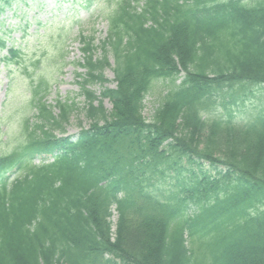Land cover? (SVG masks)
<instances>
[{"label":"trees","instance_id":"obj_1","mask_svg":"<svg viewBox=\"0 0 264 264\" xmlns=\"http://www.w3.org/2000/svg\"><path fill=\"white\" fill-rule=\"evenodd\" d=\"M93 2L0 0V17L18 20L0 29V61L44 42L69 5L74 22L43 45L63 53L75 6L88 15ZM103 17L99 58L80 37L88 128L54 135L74 104L57 103L54 117L48 84L28 85L39 123L0 156V264H264V105L245 110L264 91V0H109ZM160 82L147 121L143 102Z\"/></svg>","mask_w":264,"mask_h":264},{"label":"rangeland","instance_id":"obj_2","mask_svg":"<svg viewBox=\"0 0 264 264\" xmlns=\"http://www.w3.org/2000/svg\"><path fill=\"white\" fill-rule=\"evenodd\" d=\"M108 7L109 0H95L87 15L82 8L76 5L75 9H80L79 12L82 14L81 19H79L80 24L70 29L69 39L65 42L63 53L58 52L55 54V52H52L54 48L47 51L43 45L46 37L55 34L57 30L63 27L66 29L69 27L70 17L67 18L65 13L68 9H71V6L63 5L57 18L52 21V25L44 30L45 37L42 38L44 42L39 44L41 38L31 37L28 42L22 44L23 52L17 61H12L7 66L0 61V156L7 155L19 145L23 139V129L26 123L28 127L39 123L36 108L34 104L30 103L32 96L28 91V85L30 83L36 85L39 78L48 84V91L44 95L43 102L54 117L59 114L56 107L57 103L74 104V110L68 121L61 124V132L54 130V134L72 135L77 133L80 128H88L89 121L83 113L86 100L80 85L85 74V69L80 66L83 64L80 37H84L85 40L92 37L93 45L97 47L93 56L99 58L101 50L98 47L106 38L107 31L103 14H105ZM35 12L31 10L27 18L30 19ZM41 17L40 20L42 21L52 20L49 13ZM17 21L10 13L0 17V22L4 23L0 26L2 35L8 28L13 27ZM35 28V26H31L29 30L31 35H33ZM44 31L40 34H43ZM19 36L20 32L18 31L12 35L15 38ZM18 44L17 42L16 45ZM3 54L4 52L0 53V56H3ZM60 55L64 56L63 60H61ZM37 59L39 62H36ZM109 65L110 67L113 66L111 60H109ZM103 76L108 80V86L113 87L114 77L110 68L103 71ZM87 89L99 97V85L93 84L88 86ZM165 90V82L155 83L153 90L146 96L143 102L142 116L147 121L152 119ZM262 105H264V91L258 92L254 98H251L245 105V110L256 112ZM103 106L107 111H110L111 106L107 101L103 102ZM20 174V172L9 174V182ZM115 221L116 215L114 214L113 224Z\"/></svg>","mask_w":264,"mask_h":264}]
</instances>
